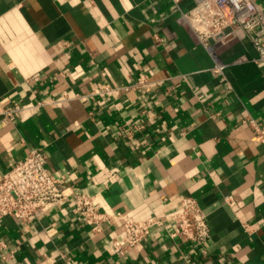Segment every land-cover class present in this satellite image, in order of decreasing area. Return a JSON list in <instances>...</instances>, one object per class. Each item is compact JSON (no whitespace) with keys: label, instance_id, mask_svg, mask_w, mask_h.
<instances>
[{"label":"crops","instance_id":"0c3cea01","mask_svg":"<svg viewBox=\"0 0 264 264\" xmlns=\"http://www.w3.org/2000/svg\"><path fill=\"white\" fill-rule=\"evenodd\" d=\"M256 56L240 30L212 56L169 0H0V174L41 149L67 191L137 219L192 196L210 230L204 252L155 227L114 255L119 223L92 235L67 198L31 222L5 217L0 264H264V142L244 122L264 128ZM141 74L146 88L123 89ZM105 86L120 88L94 92ZM14 102L31 105L11 121Z\"/></svg>","mask_w":264,"mask_h":264},{"label":"built area","instance_id":"2783aa9c","mask_svg":"<svg viewBox=\"0 0 264 264\" xmlns=\"http://www.w3.org/2000/svg\"><path fill=\"white\" fill-rule=\"evenodd\" d=\"M180 18L192 30L196 40L212 56L216 43H224L238 30L256 51L257 62H264V12L255 0H192L188 10L180 7L182 0H169ZM157 38V37H156ZM225 64L215 60L209 69L230 87L224 69ZM145 74L134 78L126 88L142 90L148 86ZM120 87H102L95 93L117 91ZM29 103L14 102L2 109L1 114L9 120L19 116ZM244 122L251 126L264 142V128L254 119ZM47 154L31 148L25 156L0 174V224L5 217L31 222L47 214L67 198L72 200V211L78 215L92 235L102 231L104 224L119 223L120 230L108 240L107 249L114 255H125L145 240L153 228L165 230L171 239L193 244L205 251L210 237L207 217L197 200L188 195H177L169 209L162 215H149L137 219L127 213L115 211L102 202L98 194L86 195L67 191L60 179L48 172ZM5 244L0 242V248Z\"/></svg>","mask_w":264,"mask_h":264}]
</instances>
